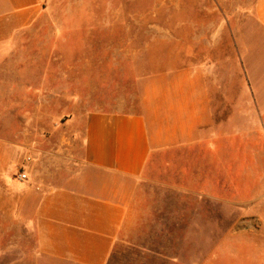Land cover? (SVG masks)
Wrapping results in <instances>:
<instances>
[{
  "label": "rangeland",
  "instance_id": "rangeland-1",
  "mask_svg": "<svg viewBox=\"0 0 264 264\" xmlns=\"http://www.w3.org/2000/svg\"><path fill=\"white\" fill-rule=\"evenodd\" d=\"M255 1L51 2L37 35V106H9L14 93L0 86V264H65L38 251L14 203L31 147L53 155L60 183L79 168L87 112L138 113L152 82L174 90L175 78L208 87L224 138L152 157L134 221L107 264H264V31Z\"/></svg>",
  "mask_w": 264,
  "mask_h": 264
},
{
  "label": "crops",
  "instance_id": "crops-1",
  "mask_svg": "<svg viewBox=\"0 0 264 264\" xmlns=\"http://www.w3.org/2000/svg\"><path fill=\"white\" fill-rule=\"evenodd\" d=\"M52 1L0 0V86L15 95L8 97L14 102L9 106H37V35ZM254 13L264 31V0L255 1ZM45 75L48 84V70ZM172 87L152 82L138 113L87 112L81 118L79 168L60 183L54 182L48 152L33 146L32 161L19 162L28 178H14V203L27 213L43 256L65 264H107L134 221L137 188L149 181L152 157L189 147L199 137L224 138L223 123H213L207 86L197 80L187 87L175 78ZM211 152L222 155L218 148Z\"/></svg>",
  "mask_w": 264,
  "mask_h": 264
},
{
  "label": "built area",
  "instance_id": "built-area-1",
  "mask_svg": "<svg viewBox=\"0 0 264 264\" xmlns=\"http://www.w3.org/2000/svg\"><path fill=\"white\" fill-rule=\"evenodd\" d=\"M28 177H27V173L25 172V170L23 168H20L18 173H17V179L19 181H24L26 180Z\"/></svg>",
  "mask_w": 264,
  "mask_h": 264
}]
</instances>
